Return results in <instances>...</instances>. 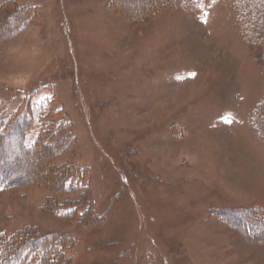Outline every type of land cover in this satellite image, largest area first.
<instances>
[{
    "label": "rangeland",
    "instance_id": "obj_1",
    "mask_svg": "<svg viewBox=\"0 0 264 264\" xmlns=\"http://www.w3.org/2000/svg\"><path fill=\"white\" fill-rule=\"evenodd\" d=\"M30 5L27 28L0 42V116L30 99L28 144L45 114L71 122L50 162L89 169L98 217L55 213L80 194L0 188V242L66 237V264H264V239L227 223L264 219V40L247 38L237 0H0V15ZM3 150L26 164L14 142Z\"/></svg>",
    "mask_w": 264,
    "mask_h": 264
},
{
    "label": "trees",
    "instance_id": "obj_2",
    "mask_svg": "<svg viewBox=\"0 0 264 264\" xmlns=\"http://www.w3.org/2000/svg\"><path fill=\"white\" fill-rule=\"evenodd\" d=\"M157 5L159 6V3ZM237 7L238 20L247 38L254 42L260 38L264 40V0H237ZM35 9L33 5L19 8L8 7L4 15H0V42L5 39L7 41L25 30L34 17L32 11ZM148 9H152V6ZM10 10L11 13H9ZM139 13L142 12L139 11ZM23 103L24 109L19 104L5 120L0 116V188L8 190L24 184H41L58 195L80 194L81 199L86 200L87 195H92L89 169L78 166L57 168L50 162L71 148L75 139L71 131V122L62 119L57 123L50 119L49 113L41 115L40 133L32 144H28V135L34 127V116L32 101L29 99ZM262 109L264 108L257 111L254 125L259 136L264 138V128L258 119ZM6 110L7 108L2 105L0 113ZM9 138H13L12 141L17 148L15 158L27 157L26 164H21L19 160L15 164H7L8 155L3 149L13 143H10ZM42 164L47 166L43 172L40 173L39 170L36 172L34 169V174L29 173L31 167L38 168ZM89 196L86 202L81 201L83 202L81 205L79 200L72 201L71 205L65 202L64 204L54 202L55 213L59 214L62 210H68L69 212L63 217L73 221L79 218L81 209L88 207L82 214V221L88 217L95 221L98 213L93 199ZM260 218V212L249 210L244 214L233 213L227 223L250 241L256 242L264 239V219ZM257 224L263 225L261 230L255 228ZM72 242L66 237L44 236L38 232L34 233L31 229L14 232L0 242V264H66L70 258L66 256V244Z\"/></svg>",
    "mask_w": 264,
    "mask_h": 264
},
{
    "label": "snow or ice",
    "instance_id": "obj_3",
    "mask_svg": "<svg viewBox=\"0 0 264 264\" xmlns=\"http://www.w3.org/2000/svg\"><path fill=\"white\" fill-rule=\"evenodd\" d=\"M227 119V118H226ZM227 122H229V123H231V121L229 120V121H227Z\"/></svg>",
    "mask_w": 264,
    "mask_h": 264
}]
</instances>
